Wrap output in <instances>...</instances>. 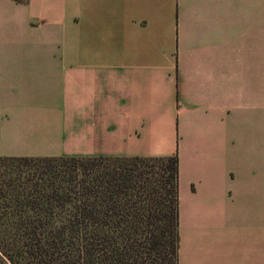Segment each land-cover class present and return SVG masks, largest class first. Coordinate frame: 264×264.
Returning a JSON list of instances; mask_svg holds the SVG:
<instances>
[{
  "label": "crops",
  "instance_id": "crops-1",
  "mask_svg": "<svg viewBox=\"0 0 264 264\" xmlns=\"http://www.w3.org/2000/svg\"><path fill=\"white\" fill-rule=\"evenodd\" d=\"M98 156L177 157L178 264H264V0H0V157Z\"/></svg>",
  "mask_w": 264,
  "mask_h": 264
},
{
  "label": "trees",
  "instance_id": "trees-1",
  "mask_svg": "<svg viewBox=\"0 0 264 264\" xmlns=\"http://www.w3.org/2000/svg\"><path fill=\"white\" fill-rule=\"evenodd\" d=\"M0 161V264H178L176 156Z\"/></svg>",
  "mask_w": 264,
  "mask_h": 264
},
{
  "label": "rangeland",
  "instance_id": "rangeland-1",
  "mask_svg": "<svg viewBox=\"0 0 264 264\" xmlns=\"http://www.w3.org/2000/svg\"><path fill=\"white\" fill-rule=\"evenodd\" d=\"M43 58H57V57H53L50 53H49V56L48 57H46L45 55H43ZM17 164V163H16ZM15 164V165H16ZM5 166H7V167H10L11 166V164H9V163H6V162H1L0 161V171H2L3 169H5ZM16 166H18V164L16 165ZM11 167H13V166H11Z\"/></svg>",
  "mask_w": 264,
  "mask_h": 264
}]
</instances>
